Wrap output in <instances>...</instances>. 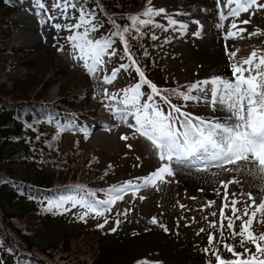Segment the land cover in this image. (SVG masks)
Listing matches in <instances>:
<instances>
[{"label":"rangeland","instance_id":"1","mask_svg":"<svg viewBox=\"0 0 264 264\" xmlns=\"http://www.w3.org/2000/svg\"><path fill=\"white\" fill-rule=\"evenodd\" d=\"M187 1L189 2L184 4L190 5L193 9H201L200 12L206 11L201 8L203 3L194 7L193 4L196 0ZM40 2L45 5L44 9L39 7L37 0L32 2L29 0L22 10L15 13L9 36V46L12 48L9 59L16 66L12 73L3 77L1 81L9 86L11 84L9 77L21 76L28 69L33 73L35 81L40 84L49 75L51 64H53L63 73L62 78L57 82L58 85L68 82L74 87L85 86L84 114L89 118L91 126L87 131L88 138H84V133L80 139L88 148L98 151L101 164L108 161L117 164L119 167L115 177L117 184L124 180L138 182L135 178L142 177L154 170L158 166V160L143 138L129 137L128 140H122L120 134H128L132 130L122 122L116 121L112 114L102 106L107 102L102 99L103 90L107 89L110 94L117 92L120 87L130 84L135 72L120 69L118 55L114 53L112 57L104 58L106 63L99 75L89 76L83 69L82 62L71 59L69 53L72 52V48L66 40L72 31H81L80 28L57 30L52 26L53 23L62 25L75 23L79 16V9L84 8V5L79 0H68L70 4L76 5V8H68L65 13L58 15L56 10L51 9L54 0H40ZM176 2L177 0H147L146 3H139L137 7L142 11L144 6L149 4L153 8L162 7L165 9V13L153 17V20L163 25L164 28L148 25L146 30L156 36V40L153 42L155 57L167 68L170 81L178 84L183 90L185 84L205 79L213 74H223L229 78L231 73L230 67L227 66L228 62L217 70L205 68L202 60L191 52V50H195L198 43L203 44L205 43L203 40L207 41V32L203 27L204 24L199 23L200 35L193 36L192 32L197 28L193 21H198V14L192 15L189 12L191 10L187 11V8L180 7ZM216 12L215 8V14ZM165 15L171 16L178 23L169 27ZM49 16H52L53 19L49 20ZM210 17L212 18L211 14L206 15L208 20ZM241 18L250 19V23L247 25L237 23V27H244L246 32L259 27L264 32V12L242 13L241 17L237 19ZM41 20L43 23L40 22ZM180 23L187 25L183 35L178 31ZM246 32L241 33L245 41L239 38H230L228 41H224L222 38L223 46L226 44L230 51L237 50V58L246 57L253 47L261 46V41H264V35L251 38L247 36ZM251 41H254V46ZM236 45L242 48L234 49ZM57 47H62V51L58 52ZM114 67L118 69L117 78L105 84L100 77L105 74L110 75ZM58 85H54L50 89L47 98L55 99L57 97ZM141 90L145 91L142 88ZM176 104L193 115L207 118L223 120L228 115L219 104L212 108L203 102H185L181 99ZM99 114L105 116L104 122H99L100 119L96 118ZM72 140L73 135H67L66 148L70 147ZM127 144H130L131 148L126 147ZM174 168L176 175L171 179V182L159 184L158 187H142L135 199L132 198L130 192L125 193L123 199L116 201L111 210L102 217L90 214L80 220L77 218L82 211L79 207H69L68 211L59 213L54 210L37 229L34 241L42 247L50 246L56 244L62 236L71 238L80 229L89 228L88 242L97 241L98 244L95 264H134L137 259L142 257L149 261H159L160 264H205L208 260H212L214 264V257H211L210 253L205 254L201 249L207 247L206 233L212 231L215 241L220 238L219 232L215 229L219 228L221 223L225 225L226 229L227 221L222 220L219 216V205L223 202L224 189L223 186L214 184L213 179L231 178L236 174L221 173L217 178H210L208 174L197 173L189 167L174 166ZM211 171L216 170L212 169ZM26 174L27 172L23 171L14 177L21 179ZM238 179H240V184H230L227 190L230 193H236L238 206H242L246 197L241 193V185H243L244 192L252 191L255 194L259 189L249 188V183H252L250 177H238ZM213 188H219V193L213 191ZM141 195L144 196L143 200L139 199ZM254 198L258 202V197L254 196ZM208 200H212L214 203L209 206ZM228 203H230V199ZM181 204L184 205L183 208L179 206ZM201 205H204L203 209H201ZM128 208H131V211H126ZM14 210H16L14 207L10 208V211ZM225 211L226 215H231L230 208ZM122 212L125 215H120ZM213 212L216 213L215 216L211 215ZM153 216L157 218L156 225L149 223V219ZM117 218L120 220L118 225L115 224ZM105 219L108 220V223L102 229L95 227L97 223H103ZM213 219L217 221V224L213 228H209L208 223ZM160 223L169 229L168 232L158 226ZM238 224L239 221H234V230L236 231H238ZM113 226L116 231H109ZM252 227L254 230L264 231V227L257 224L256 218L253 220ZM201 228H204L205 231L201 232ZM145 229L148 230L145 231ZM238 239V237L229 238V234L225 230L224 242L232 243L233 240ZM216 247L220 250L219 254L222 258L232 259L231 253L223 249L222 243L217 244ZM234 249L243 252L238 243L234 244ZM250 251H255L254 246L250 248ZM109 253L112 254L109 255ZM9 260L12 263L11 257Z\"/></svg>","mask_w":264,"mask_h":264},{"label":"snow or ice","instance_id":"2","mask_svg":"<svg viewBox=\"0 0 264 264\" xmlns=\"http://www.w3.org/2000/svg\"><path fill=\"white\" fill-rule=\"evenodd\" d=\"M37 3L40 8H45L40 0H37ZM68 8H76V5L70 4L68 0H54L51 4V9L56 10L58 15L65 13ZM215 8L218 21L214 26L220 30L219 34L223 40L243 39L241 33H245L246 29L237 27V23L247 25L250 19L238 20L237 18H240L242 13L264 12V0L259 2L258 0H215ZM162 13H165L164 8H153L146 4L142 11L131 14L127 18L130 23L124 26L116 24L113 20L114 30L100 38L90 35L99 27L97 23H92L95 12L85 11L83 7L79 9V16L75 23L64 25L53 23L52 26L57 30L84 27L83 31H72L66 40L72 48V52L69 53L71 59L82 62V67L89 76L99 75L106 63L104 58L112 57L116 53L112 38L118 37L119 44L123 46L120 59L128 61V63H120L119 68L135 69L139 80L111 94L104 89L102 99L107 102L102 106L116 121L122 122L132 130L128 134L121 133L120 138L122 140H128L129 137L143 138L157 158L158 166L146 175L135 178L138 182L124 180L122 183L101 189L104 192L103 199H97L92 189L84 185H76L75 188L79 190V194L69 193L56 199H49L42 204V209L48 212L55 210L59 213L68 211L69 207H79L82 211L77 218L80 220L90 214L102 217L111 210L116 201L123 199L125 193L130 192L135 199L142 187H158L159 184L171 182L176 175L174 166L189 167L197 173L208 174L210 178H217L221 173H235L236 175L231 178L213 179L214 184L223 186L224 189L223 202L219 205V216L222 220H226L227 224L226 229L223 223L215 229L220 237L215 241L213 232L208 231L206 233L207 247L201 250L214 257V264H264V231L254 230L252 227L254 218L257 224L264 227L262 224L264 221V41H261V46L253 47L246 57L237 58V50L230 51L228 46L224 48L227 66L230 67L229 78L223 74H213L205 79L185 84L183 90L180 86L160 88L149 80L145 76V70L138 66L126 34L129 33L130 28L134 29L136 35L132 38L137 39L143 35L141 28L145 25L164 28L153 20V17ZM229 17L231 21L225 25V20ZM52 19L53 17L49 16V20ZM165 19L169 27L178 23L171 16L165 15ZM40 22L43 23V20ZM193 23L197 25V28L192 35L199 36V21H193ZM186 28V24L180 23L178 31L181 35ZM246 34L248 37H255L264 35V32L259 27H255ZM151 39L156 40L155 34L151 35ZM57 51H62V47H57ZM143 54L148 55L147 52ZM117 72L118 69L114 67L110 75L105 74L100 79L108 84L117 78ZM142 85L147 86V92L141 90ZM156 97L159 98V102ZM171 97L185 102H203L212 108L219 104L228 113L227 118L219 120L193 115L183 111L182 106L172 103ZM160 102L167 106V111ZM61 131L63 129L57 127L53 140L58 138ZM84 132V138L87 139V131L84 130ZM126 147L131 148V145L127 144ZM108 167L111 168L112 165L109 164ZM212 169L216 171L210 172ZM238 177H250L252 183H249V188L259 189L255 194L252 191L244 192L241 185V193L246 197L242 206H238L236 193H230L227 190L230 184H240ZM213 191L219 193L220 189L213 188ZM254 196L258 197V202ZM139 199L143 200L144 196H139ZM229 199L230 203H228ZM213 203L212 200L207 201L209 206ZM179 206L184 207L182 204ZM200 207L203 209L204 205ZM227 208H230L231 215H226ZM126 211H131V208ZM120 215L125 213L122 212ZM211 215L215 216L216 213L213 212ZM234 221H239L238 231L234 230ZM107 223L108 220L105 219L103 223H97L95 227L102 229ZM149 223L156 225L157 218L151 217ZM115 224H120L119 218L115 220ZM216 224L217 221L213 219L208 223V227L213 228ZM158 226L165 232L169 230L163 223ZM225 230L229 238L238 237L239 239L233 240L232 243L224 242ZM109 231H116L115 226ZM200 231L203 232L205 229L201 228ZM221 243L223 249L231 253L232 259L222 258L219 254L220 250L216 245ZM236 243L243 252L234 249ZM252 246L255 248L254 252L250 251ZM134 264H160V262L149 261L142 257ZM205 264H213V261L208 260Z\"/></svg>","mask_w":264,"mask_h":264},{"label":"trees","instance_id":"3","mask_svg":"<svg viewBox=\"0 0 264 264\" xmlns=\"http://www.w3.org/2000/svg\"><path fill=\"white\" fill-rule=\"evenodd\" d=\"M23 1L0 0V264H9L4 248L12 253L14 264H94L97 242L88 243L87 230L71 238L62 236L56 244L45 247L33 240L49 213L42 204L69 193L79 194L76 185L92 189L97 199H103L100 184L113 185L118 167L112 161L94 165L100 155L79 141L64 148L66 122L69 129L84 123V89L68 82L58 85L63 76L59 68L51 64L49 75L40 84L28 69L21 76L9 77V86L1 81L14 67L9 59V36L12 15ZM81 1L95 12L93 21H101L100 38L114 30L113 20L121 26L130 23L127 18L137 13L140 0ZM141 33L133 39L135 30L129 29V46L138 66L155 72L151 36L143 33V27ZM165 84L162 77L159 85ZM54 85H58L57 98L49 99L47 94ZM57 127L63 131L53 140ZM23 170L28 171L24 178L15 180L13 176ZM13 207L16 210L10 211Z\"/></svg>","mask_w":264,"mask_h":264},{"label":"bare ground","instance_id":"4","mask_svg":"<svg viewBox=\"0 0 264 264\" xmlns=\"http://www.w3.org/2000/svg\"><path fill=\"white\" fill-rule=\"evenodd\" d=\"M189 1L187 0H177L176 4L180 7L187 8V11H189L192 15L198 14V21L199 23L204 24L203 27L205 28L207 32L206 40H203L205 43H198L195 47V50H191V52L198 56L202 62L204 63L205 68H210L217 70L218 68H221L227 61V57L224 54V48L227 46L226 44L223 46V40L220 33V30H218L214 25L218 21L217 15L215 14V0H196L194 7L200 5L203 3L201 8L206 9V11H201V9H196L191 7L190 5H186L184 3H187ZM213 4V5H212ZM212 16L208 20L206 18V15ZM231 21V18L225 20V25H227L228 22ZM226 31V27H225ZM252 38V37H251ZM244 39V38H243ZM243 39H240L242 41H245ZM240 45V42H238ZM252 45L254 46V41H251ZM234 46V49L236 48H242L241 46ZM241 51V50H240ZM112 253H109V255Z\"/></svg>","mask_w":264,"mask_h":264}]
</instances>
